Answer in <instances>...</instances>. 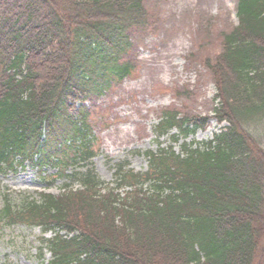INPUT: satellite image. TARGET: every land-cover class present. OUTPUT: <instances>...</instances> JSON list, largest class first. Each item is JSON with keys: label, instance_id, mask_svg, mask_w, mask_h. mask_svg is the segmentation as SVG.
Wrapping results in <instances>:
<instances>
[{"label": "trees", "instance_id": "1", "mask_svg": "<svg viewBox=\"0 0 264 264\" xmlns=\"http://www.w3.org/2000/svg\"><path fill=\"white\" fill-rule=\"evenodd\" d=\"M145 1L0 0V175L29 162L67 179L57 195L5 193L0 224L53 231L39 249L49 264H264V0L237 1L238 24L206 60L227 126L188 142L204 124L166 109L154 133L171 143L145 153L146 171L123 161L107 183L94 169L76 102L132 75Z\"/></svg>", "mask_w": 264, "mask_h": 264}, {"label": "rangeland", "instance_id": "2", "mask_svg": "<svg viewBox=\"0 0 264 264\" xmlns=\"http://www.w3.org/2000/svg\"><path fill=\"white\" fill-rule=\"evenodd\" d=\"M145 4L148 25L129 30L132 49L125 59L134 66L132 75L82 103L89 110L92 140L97 142L94 168L107 183L114 181L116 165L123 161L132 170H147L145 153L158 149L154 126L164 109L194 118L211 115L216 89L206 59L222 51L223 34L238 24L237 0H146ZM224 125L210 119L188 141L210 140ZM160 140L170 144L169 137ZM54 172L27 164L3 175L0 205L7 188L33 195L59 193L64 180ZM0 228V264H48L50 253L42 258L39 249L42 236L51 237V232L42 235L40 228L20 224Z\"/></svg>", "mask_w": 264, "mask_h": 264}]
</instances>
